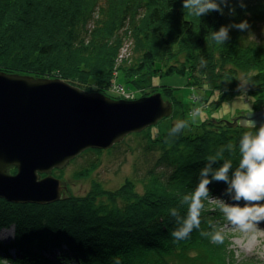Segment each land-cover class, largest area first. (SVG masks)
I'll list each match as a JSON object with an SVG mask.
<instances>
[{
  "label": "trees",
  "instance_id": "16d2710c",
  "mask_svg": "<svg viewBox=\"0 0 264 264\" xmlns=\"http://www.w3.org/2000/svg\"><path fill=\"white\" fill-rule=\"evenodd\" d=\"M244 2L247 15L237 8L235 17L213 12L200 18L183 9V0H0V72L60 79L108 96L107 87L117 80L140 89L151 86L156 72L188 69L199 83L197 76L213 75L218 63L220 70L211 81L221 84L222 92L232 87L222 73L228 64L258 70L256 85L264 88V39L250 37L264 27V0ZM243 20L249 30L230 29L222 44L211 38L222 25ZM123 48L128 57L123 58ZM152 88L139 98L159 93L176 106L170 118L183 117V104L171 87ZM254 93L263 92L256 88ZM175 126L134 134L144 153L153 156L139 186L127 180L100 201L70 197L76 205L0 200V232L13 228L11 237L0 236V264H219L202 243L195 245L200 249L195 257L185 248L207 230L205 220L200 218L189 243L175 241L171 233L179 225L169 210L186 216L188 206L181 201L196 189L208 158L220 153L214 169L230 161L234 170L241 159L240 139L257 129L205 120L198 131L183 135L181 130L172 133ZM208 188L210 196L237 203L225 195V182L213 181Z\"/></svg>",
  "mask_w": 264,
  "mask_h": 264
},
{
  "label": "water",
  "instance_id": "95a60500",
  "mask_svg": "<svg viewBox=\"0 0 264 264\" xmlns=\"http://www.w3.org/2000/svg\"><path fill=\"white\" fill-rule=\"evenodd\" d=\"M171 108L159 93L114 99L60 79L0 72V198L20 205L59 202L65 188L52 169H62L88 149H110L169 116ZM226 123L259 127L264 106ZM11 167L15 170L8 173Z\"/></svg>",
  "mask_w": 264,
  "mask_h": 264
},
{
  "label": "rangeland",
  "instance_id": "374dc122",
  "mask_svg": "<svg viewBox=\"0 0 264 264\" xmlns=\"http://www.w3.org/2000/svg\"><path fill=\"white\" fill-rule=\"evenodd\" d=\"M250 37L255 40L264 39V27H261ZM121 54L123 58L128 57L126 48L121 50ZM164 64L165 62L161 63V65ZM220 67L217 63L212 69L216 70L215 73H217ZM225 67L222 73L227 79H224L227 85L232 86L229 91L222 92L218 88L221 84L211 81L215 77V73L212 75L209 71L199 75L197 78L200 82L195 83L193 81L194 75L188 69L181 72L175 70L169 71V73L156 72L152 75L151 86L140 89H133L132 86L126 85L120 79L117 80L118 82L110 84L106 91L108 96L110 94L109 97L114 99L134 100L139 98V94L141 96L150 94L153 91L152 87H171L173 95L183 104L180 107L183 117H175L172 120L170 117L176 106L173 100H166L162 97L164 101L171 103V114L160 119L156 124L150 125L147 129L154 127L152 131L155 133L157 130L162 131L170 123L173 124L174 122L176 125L183 122L184 127L181 129V134L190 135L198 131L195 128H199L198 126L205 120L210 121L212 125L223 123L229 127L226 122H231L234 117L241 115V111L245 114L263 108L264 88L259 89L256 85V82L259 81L258 70L246 67L242 69L233 68L231 64ZM228 71H231V74ZM256 88L263 93L258 95L254 93ZM197 109L199 115L193 116V112ZM248 129L255 128L249 127ZM137 133L139 132L127 135L113 149L111 148L114 145L108 150H100L97 153L83 152L62 169H52L50 174L58 176L65 188L62 200L71 205H76V202H72L70 198L72 196L76 199L79 198L78 200L80 198L85 200L86 197L85 201L87 202L89 199L100 201L105 199L102 197L106 194L116 192L127 180L134 182V186H139L137 185L138 180L144 171L151 166L153 156L151 153H144L140 137L134 135ZM14 170L11 167L7 169V172L13 173ZM139 189L137 187V190ZM210 197L219 198L218 196ZM211 198L202 200L204 207L201 209L200 218L205 220L203 224L207 223L205 232L221 231L224 235V242L222 244L212 243L210 235H201L200 233L190 243L188 238L184 240V243H189L185 246L188 249L187 254L190 257L197 256L200 249L195 248V245L202 243L201 247L205 248L208 257L219 264H264V222H259L256 230L242 233L229 224L220 211L218 202ZM0 200L4 199L0 198ZM228 203L230 202L228 201ZM195 230L198 229H193V232ZM12 232L13 228L3 230L0 232V236L2 238L11 237ZM180 247L178 246V248Z\"/></svg>",
  "mask_w": 264,
  "mask_h": 264
},
{
  "label": "clouds",
  "instance_id": "9594fccd",
  "mask_svg": "<svg viewBox=\"0 0 264 264\" xmlns=\"http://www.w3.org/2000/svg\"><path fill=\"white\" fill-rule=\"evenodd\" d=\"M183 9L189 10L190 13L197 17H204L210 13L216 12L221 16L228 15L229 17L236 16V9L242 11L247 9V4L244 0H183ZM227 9V13H225ZM235 28L239 31H247L250 25L247 20L240 23H230L222 25L220 30L212 31L211 38L218 44H222L228 38L230 29ZM199 115L197 109L192 114ZM256 128L255 134L246 132L243 134L239 142V153L241 159L238 167L234 170L230 161H225L218 168L213 167L218 162L221 155L208 158L206 165L200 170V181L196 189L191 195H185L181 201L186 204L187 215L182 217L176 208L169 210L171 217H174L179 227L171 233L175 241L186 239L193 229L200 228V212L204 207L202 200L209 199L208 185L215 182L223 181L227 188L225 195L230 197L231 201L237 203H228L220 198L215 199L220 207V211L225 219L235 229L242 233H249L256 230L257 224L264 221V124L257 127L254 123L250 125ZM184 127L183 122H179L172 129V133L179 132ZM231 148V145H229ZM231 171V175L229 172ZM244 201V205L240 206L238 202ZM201 235H210L212 243L222 244L224 235L221 231H213L212 233L201 232Z\"/></svg>",
  "mask_w": 264,
  "mask_h": 264
}]
</instances>
